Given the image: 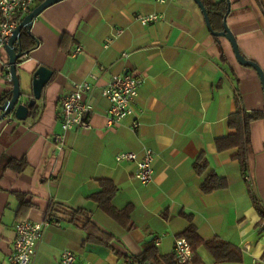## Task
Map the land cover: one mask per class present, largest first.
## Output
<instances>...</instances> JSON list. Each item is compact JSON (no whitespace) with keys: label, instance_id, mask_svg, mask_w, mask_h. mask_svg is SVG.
<instances>
[{"label":"crops","instance_id":"crops-1","mask_svg":"<svg viewBox=\"0 0 264 264\" xmlns=\"http://www.w3.org/2000/svg\"><path fill=\"white\" fill-rule=\"evenodd\" d=\"M226 1L225 23L237 50L264 73V0ZM150 15L158 19L142 25L139 18ZM29 33L38 44L17 62L20 87L30 89L38 66L52 75L24 121L12 114L0 121V159L25 162L20 172L7 168L0 177V264H9L14 226L42 222L57 204L89 212L113 239L108 246L85 241L79 226L51 216L33 264H60L64 251L76 264H123L121 255H139L149 246L173 255L175 238L189 226L202 241L230 244L241 260L216 263L200 246L187 264L264 261V89L253 68L237 63L230 43L209 33L193 0H63L34 19ZM0 61H8L4 50ZM8 70L0 72V97L11 90ZM125 73L143 80L135 115L110 123L102 90L113 75ZM82 84L91 86L90 129L64 133L60 97ZM237 108L262 116L247 130L245 174L235 148L219 152L215 146V139L232 133L228 116ZM146 149L154 159L143 184L134 178L135 164L117 163L115 156L141 158ZM200 158L207 166L201 175L194 169ZM210 172L224 178L226 188L203 193ZM100 180L117 187L115 209L131 207L122 223L90 199Z\"/></svg>","mask_w":264,"mask_h":264},{"label":"built area","instance_id":"built-area-1","mask_svg":"<svg viewBox=\"0 0 264 264\" xmlns=\"http://www.w3.org/2000/svg\"><path fill=\"white\" fill-rule=\"evenodd\" d=\"M33 0H0V51L4 50L5 45L13 34L20 18L30 12V6ZM158 3H167L174 0H154ZM158 19L155 15L140 17L142 25ZM80 52L76 48L72 55ZM3 67H8L7 63L0 61V72ZM5 79L10 81L9 73L6 72ZM142 78L125 73L122 75H113L110 81L102 90V95L108 100L109 107L107 117L110 123H118L121 120L133 117L135 115L134 102L138 95V89L142 85ZM91 86L82 84L68 94L60 97V109L58 119L61 129L65 133L73 129L89 130V116L92 113L90 103ZM10 120V117H5ZM139 126L137 119H134L131 128L136 129ZM54 141L58 144L62 141V136L56 135ZM154 156L151 150H144L142 157L138 158L133 152L120 153L115 156L117 163L128 161L135 164L134 178L145 184L152 177V162ZM53 223L50 214L46 215L42 222H33L23 220L14 226L15 238L13 248L8 256L9 264H33L36 256L37 247L42 239L44 230ZM264 226V221L261 222ZM157 244V241L155 242ZM173 256L179 264L189 263L194 257V251L189 242L184 237H176L173 244ZM60 264H76L75 257L70 251H64L60 258ZM264 264V261L258 262Z\"/></svg>","mask_w":264,"mask_h":264},{"label":"trees","instance_id":"trees-1","mask_svg":"<svg viewBox=\"0 0 264 264\" xmlns=\"http://www.w3.org/2000/svg\"><path fill=\"white\" fill-rule=\"evenodd\" d=\"M42 1L43 0H37L36 4H39ZM200 1L206 10L212 30L221 31V21L226 13L227 1ZM20 41L21 49L26 53L35 48L38 44V41L35 40L30 33H27L26 30L21 31ZM9 99L10 92L4 93L0 97V104ZM261 117V114L255 112H251L250 114L242 111L240 108H237L234 113L228 116V128L232 131V133L225 137L215 139L217 151L221 152L233 148L237 150L234 158L238 161L241 168L240 170L243 174H245L246 171L245 147L247 143V130L252 121ZM24 165V160H14L3 156L0 159V177L5 169L9 168L16 172H20ZM206 168V161L203 158L198 159L194 163V169L199 175L203 174ZM226 183L227 182L224 178L210 172L203 179L201 191L207 194L215 190L224 189L226 188ZM99 184L100 190L92 194L90 199L97 204L101 211L106 213L115 221L122 223L129 217L131 207L127 206L121 210L115 209L111 205V199L117 192V187L110 180H100ZM21 202L23 201L21 200ZM58 214L64 215L69 222L74 223L84 230L86 232L85 241L108 246L109 242L113 239L112 235L104 232L95 224L92 220L91 214L84 209H73L57 204L52 207L50 215L53 218H56ZM179 236L186 238L194 252L198 247L203 246L210 253L216 263L239 262L241 260L240 252L221 239L202 241L196 234V230L193 226L187 227ZM121 257L123 264H179L173 255L161 256L158 254L155 246L145 248L139 255L124 254L121 255Z\"/></svg>","mask_w":264,"mask_h":264},{"label":"water","instance_id":"water-1","mask_svg":"<svg viewBox=\"0 0 264 264\" xmlns=\"http://www.w3.org/2000/svg\"><path fill=\"white\" fill-rule=\"evenodd\" d=\"M61 1L63 0H43L38 5H36L28 14H26L21 19V21L13 31L12 36L8 40V43L5 45L4 51L8 58L7 65L10 77V81L8 83L11 85V90L10 99L0 104V121L10 114H12L13 117L18 121H24L28 116L29 110L33 108L35 102L40 99L43 88L50 80L52 71L44 66H38L31 75V79L29 81L30 89L25 90L20 87V78L16 73L18 65L17 62L27 54L21 49V31L26 30V32L29 33L33 20L36 19L44 10ZM193 1L201 10L206 28L208 29L209 33L213 37L225 38L230 43L237 63L242 66L253 68L260 79L262 89H264V73L261 72L256 64L250 61L248 62V60L240 55L239 51L237 50L235 38L226 26L225 17L222 20V30L214 31L210 26L206 10L201 1Z\"/></svg>","mask_w":264,"mask_h":264}]
</instances>
